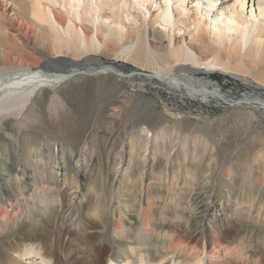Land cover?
Instances as JSON below:
<instances>
[{
    "label": "bare ground",
    "instance_id": "obj_1",
    "mask_svg": "<svg viewBox=\"0 0 264 264\" xmlns=\"http://www.w3.org/2000/svg\"><path fill=\"white\" fill-rule=\"evenodd\" d=\"M248 1L234 0L228 5L227 0H0V126H9L16 120L22 124L27 114L37 108L52 111L47 103L56 94L57 87L67 84L70 91L76 92L77 85L71 78L77 75L132 77L133 74L117 71L112 66L101 69L84 66L90 59L84 55L116 50L127 61L151 71L137 75L159 80L188 98L228 106L246 102L253 108L264 109V88L236 93L218 82L196 77L199 70L224 72L226 62L233 64V60H243L242 64H246L244 59H248L247 63L257 65L264 62V8L259 4L261 0H256V4L255 0H250L251 8L245 12ZM252 3L257 7L254 10ZM28 45L41 49L44 56L41 67L14 66L2 50H27ZM22 56L39 63L31 52L23 51ZM71 56L79 61L71 64L74 63ZM115 56L117 58V54ZM54 61L71 64V68L45 73V67ZM244 64L243 67L248 66ZM135 126L131 125V129ZM176 129L162 126L152 131L143 126L133 132L142 134L143 143L138 139L134 144L130 141L127 144L130 146L126 147L129 159L122 158L123 154L120 157V165L125 166L121 170L127 173L134 169L136 155L147 164L158 156L166 157L164 175L148 173L147 176L146 173L144 178L152 179L166 190L156 196L151 194L152 186H146L143 206H139L137 212L142 221L138 232L125 227L123 217L126 215L117 207L120 199L125 201L128 195H119L117 189V196L111 193L107 198L106 186L94 180L99 177L91 181L86 175L88 170L80 158L83 157L80 147L78 159H69L72 163L68 164L59 150L55 153V147L47 149L46 144L39 143L30 148L27 157L31 160L21 164L20 169L11 172L7 165L0 168V234L5 225L22 218L24 213L16 204L18 200L25 201L27 215H31L28 201L39 200L41 214H46L50 206L61 204L53 238L55 254L49 255L47 249L40 246L39 254L34 255L30 250L23 252L26 257L53 258L51 264H156L157 258H161L158 264H172L178 256L181 264H221L233 257L239 260L242 257L234 256L227 246L236 240L230 218L239 222L243 212L255 221H264V147L255 149L253 144L240 147L230 143L219 146L215 142L201 145L202 141L195 142L191 138L187 142L188 137H182L181 131ZM90 130H85V136ZM165 141L170 147L167 152L162 144ZM177 150L191 152L193 162H183L174 170V162L168 160ZM199 167L203 173L196 178L194 174ZM130 176L124 178L126 184L133 183ZM182 180L185 185L178 187ZM12 181L23 186L18 193L10 191ZM53 187L58 189V196L46 200L44 195ZM158 205L162 210L174 205L189 215L191 230L186 238L175 233L161 234L152 226L150 218L145 219L144 214L150 215ZM8 207L15 216L8 215ZM125 207L127 209L126 204ZM133 207L129 209L132 212ZM162 215L161 211L160 218ZM197 234L200 240L195 238ZM119 239L128 241L130 248L117 246ZM3 256V264H29L22 261V255L11 258L5 252ZM246 264L253 263L247 260Z\"/></svg>",
    "mask_w": 264,
    "mask_h": 264
},
{
    "label": "rangeland",
    "instance_id": "obj_2",
    "mask_svg": "<svg viewBox=\"0 0 264 264\" xmlns=\"http://www.w3.org/2000/svg\"><path fill=\"white\" fill-rule=\"evenodd\" d=\"M233 1L234 0H227L226 4L232 5ZM254 3L256 4V0ZM260 3L261 7L264 8V0H261L259 4ZM250 5L251 2L249 0L244 9L245 12L250 10ZM252 8L254 10L257 7L256 5L253 7L252 3ZM36 49L37 48L32 47V45H28L27 50H25V48L22 50L33 53L39 60V63L34 61V59L24 58L22 56V50L18 49V51H13L8 48L2 50L4 53L8 54L13 65L15 64L14 66L27 64L26 66L41 67V65L44 64V56L41 49ZM118 51L119 50L86 54L84 55V58L90 59L86 62L87 64L84 63V66L99 69L105 66H112L117 71L129 75L133 74L132 77L119 79L116 77L108 78L107 76L77 75L76 77L71 78L73 83L77 85L76 92L70 91L68 86H66L67 84L57 87V92L54 95L57 96H51L49 99L50 101H48L49 104L47 103L52 111H48L45 107L43 109L37 108L27 114L28 116L23 119L22 124H18L19 121L17 122L16 120L14 122L12 121L9 126L8 124L1 125L0 168L3 165H7V169H10L9 171L11 172L16 168L20 169L21 164H25L29 160L27 153L31 151L30 148H33L39 143L46 144L48 147L47 149L55 147V153L59 150L64 156L65 163L67 162L68 164L72 163L71 160L78 159V156L80 155V147L82 151L81 155H83V157L80 158H83L88 170L86 175L91 181L93 178L99 177L94 180L96 181L98 179L96 181L97 183H101L104 187L106 186V197L110 198L111 193L113 196L114 193L117 196L118 192L119 195H128L126 197L127 200L124 201L123 198L120 199V203H118L117 207L120 208L124 215H126L125 218L123 217L125 227L131 228V230L136 233L142 224L137 212L140 211L139 206H143L146 186L151 185L153 188L151 194L156 196L160 194L159 191L165 192L166 190L164 186L160 188L152 179L147 180L144 178H146V173L147 176L148 173L150 175H157L158 173L163 174V166L166 157L158 156L154 162L147 164L144 163L142 158L139 159V156L135 154L137 159H135L136 162L133 163L135 164L134 169L128 173L123 169L121 170V168H125V166L120 165L122 160L120 159L121 155L123 154L122 158L126 156V158L129 159L130 153L126 147H129L130 145L127 144L130 141L134 144V140L136 139H138V142L141 141L143 143L142 134L140 132L133 134V132L139 131L143 126L152 131L161 129L162 126H165L166 128L175 127L177 128L176 130L181 131L182 137H188L186 138L187 142L191 138L195 140V142L202 141L201 145L215 142L219 146L230 143L234 145L239 144L240 147L242 145L248 147L253 144L255 149L258 146V148L261 149L264 147V109L253 108L251 104H247L246 102L228 106L220 104L216 105L213 103L205 104L200 100L188 98L175 89L165 86L159 80L150 79L147 75H137L139 72L150 73L151 71L140 65L127 61ZM116 54L117 58L115 56ZM70 58H74V60H72L74 63L71 64H76L79 61L73 56ZM244 60H246V64H243L244 66L248 65L247 67H243V60H233V64H231L232 61L226 62L227 66L225 65L226 68L224 72L222 70H216L211 71V73L209 71L208 73L207 71L203 72L199 70L196 73V77L210 79L215 83L218 82L219 85L229 88V90L236 93L263 89L264 70H262V68H264V62L257 65L250 61L247 63L248 59ZM54 62L48 63L47 68L45 67L44 70L45 73L61 72L71 68V64L67 65L60 61ZM237 66L239 67L237 68ZM229 68L231 70H229ZM245 68L248 72H246ZM237 69L238 72L240 71L239 74ZM257 93H261V91H258ZM147 105L150 108H147ZM124 109H127L128 112ZM131 111L134 112L130 113ZM139 119L141 120L140 122ZM133 124L136 126L131 129V125ZM248 125H251V128H249ZM247 126L248 128H246ZM91 127H93V130H90ZM85 130H90L86 136V133H84ZM242 131L243 133H241ZM162 144L166 147L167 152V150L170 149L168 146L169 142L165 141ZM122 149L127 150L124 151L126 152L125 154ZM140 152H142L141 155H143V151L141 150ZM184 152L185 150H181L180 152L177 150L172 153L173 155L171 157L169 156L168 162H174V170H176L177 166H181L183 162L191 164V152H185V155ZM207 163L208 162L206 161L205 164L207 165ZM128 166L129 165L126 167L127 170ZM203 166L205 165L201 164L200 167L204 168ZM33 167L34 166L32 165V168ZM200 167V171L199 169H196L194 174L196 178L200 177L203 173V169ZM128 175H131L130 178L133 183L126 184V182L123 181ZM0 178H2L1 174ZM185 180H182L177 186L183 187L185 185ZM9 187L10 191L12 190L14 193H18L20 191L19 189L23 186L21 185L20 187L16 182L12 181ZM57 192L58 189L53 187L51 191L44 195L45 199H56L58 196ZM89 196L92 195L89 194ZM39 203V200H36L35 202L28 201L31 215H27L25 213V201L23 199L17 201L16 204L22 208L24 214L22 215V218H16L14 224L10 222L8 223L9 225L3 227L5 230L0 234V264H3L5 260V256H3L5 252L8 257L10 256L11 258H19L18 256L22 255L21 258L24 263L51 264L53 262V258L51 259L48 257L43 259L41 256L38 258V255H34H36V252L39 254L40 246L46 248L49 255L55 254L53 247L55 242L54 234L57 227V221L60 217L61 204L58 203L55 206L52 205L46 214H41L43 210L39 207ZM132 206H134L132 208L133 212L129 210ZM161 208L162 207L159 205L154 206L153 212L150 215H147L146 213L144 214L145 219L150 218L152 226L161 234L172 235L175 233L178 234L179 237L186 238L189 232L188 230H191L187 219L189 215L185 213L184 210L176 209L174 205H168L166 209H163L164 211ZM11 210V207H8V215L13 217L15 215ZM161 211L163 212L162 218H160ZM241 213L242 214L240 215H242V218L241 216L239 217V222H237L238 220H234V218H230V225L233 227L234 234L236 235V242L234 241L232 244L229 242L227 243V246H229L228 248L234 256L239 254L242 258L238 260L233 257L232 259L230 258L227 260V263L225 260V263L223 262L221 264H246L247 260H250L253 264H264V221H255L252 217H248L247 213ZM48 219H50V222H46ZM160 219H163V222ZM143 224H146V222H143ZM3 235L5 237H3ZM195 238L200 240V234H197V237ZM117 246L125 249L130 248L128 241L120 239L117 242ZM28 250L32 251L34 254L32 257L23 256ZM160 259L161 258H157L156 264L159 263ZM175 262L176 264H181L179 256L172 264Z\"/></svg>",
    "mask_w": 264,
    "mask_h": 264
}]
</instances>
